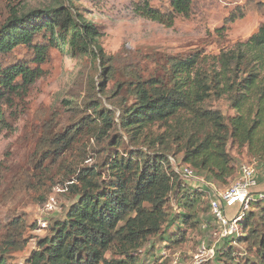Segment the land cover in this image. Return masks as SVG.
I'll return each mask as SVG.
<instances>
[{
  "label": "trees",
  "instance_id": "trees-1",
  "mask_svg": "<svg viewBox=\"0 0 264 264\" xmlns=\"http://www.w3.org/2000/svg\"><path fill=\"white\" fill-rule=\"evenodd\" d=\"M151 1L141 0L135 14L166 28L191 11L190 0H157V6ZM66 2L53 0L29 10L0 6V129L9 127L13 117L8 108L39 77L37 65L53 48H68L72 58L100 61L102 93L103 80L113 82L108 92L112 110L92 102L89 113L41 139L35 171L57 163L82 139L95 140L97 163L71 170L67 189L75 200L63 219L48 226L49 234L38 240L24 264H138L139 253L156 243H186L209 210L205 192L183 180L170 159L222 189L237 177L230 150H245L264 163V24L245 42L244 52L217 57L214 78L200 71L204 58L198 54L166 56L147 74L134 62L117 68L98 46L93 24ZM251 12L262 14L263 3L246 0L217 32L222 36L229 24ZM19 47L26 50L22 59L13 56ZM246 52L260 69L238 78L237 67L248 61ZM211 96L224 99L234 116L225 118L209 108ZM154 128L158 132L150 136ZM124 138L128 147L120 150ZM239 227L235 240L243 253L236 260L228 252L226 258L234 264H264V197L250 202ZM171 228L175 232L169 235ZM23 231L21 219L9 224L0 242V264H12L8 254L25 248Z\"/></svg>",
  "mask_w": 264,
  "mask_h": 264
},
{
  "label": "rangeland",
  "instance_id": "rangeland-1",
  "mask_svg": "<svg viewBox=\"0 0 264 264\" xmlns=\"http://www.w3.org/2000/svg\"><path fill=\"white\" fill-rule=\"evenodd\" d=\"M52 1L0 0V6L14 4L29 10L48 6ZM190 1L188 17H177L171 28L138 17L133 9L141 0H69L65 5L73 3L77 14L93 24L98 32V46L106 57L114 59L117 68L118 64L134 62L142 71L151 74L166 56L198 54L204 58L200 71L214 78V72L219 71L217 57L226 52H244L245 42L264 24V0H254L263 3L262 14L248 13L229 24L222 36L217 30H221L229 14L246 0ZM150 5L157 6L159 1L152 0ZM25 51L23 47L16 48L13 56L22 59ZM246 54L248 61L237 67L238 78L260 69L252 54ZM99 62L88 56L72 58L65 47L51 49L46 61L37 65L39 77L8 108L13 119L7 129H0V242L15 219L24 222L23 239L27 242L22 251L8 254L7 259L12 264H24L36 249L38 240L49 234L48 226L63 219L75 200L67 189L74 166L94 167L97 163V154L93 151L95 140L82 139L71 151L63 153L57 163L49 165L47 162L40 171H35L37 148L44 135L52 137L69 127L73 119L89 113L92 102L112 110V97L108 92L113 82L103 80L104 93L101 92L98 83L102 80V65ZM262 74L264 76V72ZM206 105L219 110L225 118L234 116L224 99L211 96ZM157 132L152 129L150 136ZM127 147L124 138L120 150ZM235 152L230 150L237 172L241 164L255 162L258 175L254 195L264 196V163L251 159L245 150L239 154ZM84 156L88 159L82 160ZM172 164L176 166L174 161ZM188 184L199 188L196 180H189ZM231 213L227 210L229 217ZM202 220L197 231L188 233L186 243L178 247L156 243L153 249L139 253L138 264H234L224 254L231 252L237 260L243 253V245L221 238L210 210L202 215ZM175 225L179 226L178 219ZM174 230L171 228L168 234H174ZM241 231L239 228V234Z\"/></svg>",
  "mask_w": 264,
  "mask_h": 264
},
{
  "label": "built area",
  "instance_id": "built-area-1",
  "mask_svg": "<svg viewBox=\"0 0 264 264\" xmlns=\"http://www.w3.org/2000/svg\"><path fill=\"white\" fill-rule=\"evenodd\" d=\"M173 161L170 159L174 171L187 182L196 180L199 183L198 187L207 195L209 210L220 229L221 238L235 240L240 233L239 222L248 211L250 202L255 198L264 197L261 194L259 196L254 195L258 175L255 162L250 161L241 164L234 182L224 190H217L214 185L198 178L189 167L178 166L176 163V166H173ZM227 210L233 212L231 213L232 216L227 215ZM205 228L203 226V229Z\"/></svg>",
  "mask_w": 264,
  "mask_h": 264
},
{
  "label": "crops",
  "instance_id": "crops-1",
  "mask_svg": "<svg viewBox=\"0 0 264 264\" xmlns=\"http://www.w3.org/2000/svg\"><path fill=\"white\" fill-rule=\"evenodd\" d=\"M260 179H259V177H258V181H259ZM260 192H263V191H261V189L259 190Z\"/></svg>",
  "mask_w": 264,
  "mask_h": 264
}]
</instances>
